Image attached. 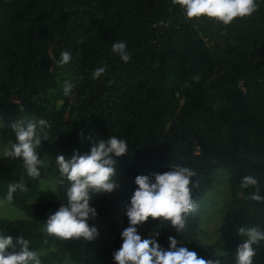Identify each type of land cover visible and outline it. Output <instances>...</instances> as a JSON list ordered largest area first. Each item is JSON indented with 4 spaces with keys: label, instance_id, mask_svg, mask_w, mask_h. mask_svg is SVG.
Instances as JSON below:
<instances>
[{
    "label": "trees",
    "instance_id": "trees-1",
    "mask_svg": "<svg viewBox=\"0 0 264 264\" xmlns=\"http://www.w3.org/2000/svg\"><path fill=\"white\" fill-rule=\"evenodd\" d=\"M255 2L251 15L224 25L203 15L188 19L172 0H0V111L48 121L39 158L51 144L68 156L87 152L81 133L115 135L129 147L116 158L125 185L92 201L98 216L90 223L99 235L91 241L44 232L60 200H33L55 160L32 178L19 158L0 157V200L25 215L0 218V231L29 240L30 248L43 252L41 264H114L112 253L127 225L120 206L136 175L176 164L193 169L198 207L222 169L231 202L214 243L199 239L198 209L187 214L182 231L162 225L159 242L167 247V237L175 236L199 257L235 264L238 229H264V202L247 199L255 187L240 186L243 176L252 175L264 195V0ZM117 41L126 42L129 62L111 52ZM61 51L72 54L67 64L58 63ZM102 66L105 73L92 79ZM65 80L75 84L68 97ZM13 182L25 190L8 201ZM155 224L149 218L142 236H151ZM254 247L253 264H264V241Z\"/></svg>",
    "mask_w": 264,
    "mask_h": 264
},
{
    "label": "clouds",
    "instance_id": "clouds-1",
    "mask_svg": "<svg viewBox=\"0 0 264 264\" xmlns=\"http://www.w3.org/2000/svg\"><path fill=\"white\" fill-rule=\"evenodd\" d=\"M184 10L188 19L203 16L215 18L224 25L230 24L234 18L246 17L256 11L255 0H172ZM111 52L127 63L132 57L125 41H117L111 45ZM72 58L70 51H61L58 63L67 64ZM106 71L105 67H97L91 77L97 79ZM194 80L198 77H193ZM75 84L65 80L62 93L68 97ZM15 134V142L6 148L3 157L19 158L29 177L40 176L44 161L39 158L38 149L41 141L48 140L45 131L50 127L48 121L19 119L10 125ZM82 139L89 141L87 152L73 150L70 157L58 154L55 157L56 169L59 173L58 183L64 185L60 203L44 221V232L57 238H83L94 240L99 231L95 224L98 212L92 203L94 197L110 195L122 187L117 175V159L125 155L128 143L125 139L112 135L105 138L81 133ZM196 172L179 164L171 165L163 172L150 175L138 174L134 177L133 188L124 204V215L127 225L120 232L121 244L112 253L114 264H219L218 260L199 257L195 250L179 246L175 236L167 237V247L159 242L160 231L151 236H142L141 225L152 221L157 226L168 225L175 231L185 227V217L197 210L193 201V193L198 182L193 179ZM65 181L67 182L65 184ZM241 188L255 187L247 199L264 202V195L257 179L245 175L240 180ZM24 191L25 185L13 182L8 185L6 199L11 201L13 193ZM241 241L235 250V264H253L256 248L264 241V229L259 226L241 227L238 229ZM30 241L20 235L13 236L0 231V264H41L39 254L29 247Z\"/></svg>",
    "mask_w": 264,
    "mask_h": 264
},
{
    "label": "rangeland",
    "instance_id": "rangeland-1",
    "mask_svg": "<svg viewBox=\"0 0 264 264\" xmlns=\"http://www.w3.org/2000/svg\"><path fill=\"white\" fill-rule=\"evenodd\" d=\"M19 119L37 120L35 117L30 115L18 116L0 111V157H3L2 153L6 148L10 149L11 142H15V134L10 125ZM58 154H63L66 158L70 157L64 154L63 151L55 144H51L47 147L42 159L44 161L43 167L45 170L54 161L55 157ZM117 175L123 187L127 182V179L120 170L117 171ZM59 179V173L56 167L51 173H46V178L41 180L37 195L34 198L33 202L49 203L59 201V198L62 197L64 187V185L58 183ZM66 183L67 182L65 181V184ZM119 191L113 193H117ZM100 196L102 195L96 196L94 197V199ZM230 202L231 192L229 185V175L222 169L217 170L213 174V181L210 188L206 191L197 207L200 214L199 239L202 243H214L218 236L219 227L224 219L226 210L228 209ZM123 208L124 204L120 206L121 211L124 213ZM0 218L20 220L24 219L25 215L17 208L8 206L0 200ZM160 227L161 226H157L156 222L154 227H152V231H157L160 229ZM147 230V223L141 225L139 228L140 232H146ZM38 254H43V252H39Z\"/></svg>",
    "mask_w": 264,
    "mask_h": 264
}]
</instances>
